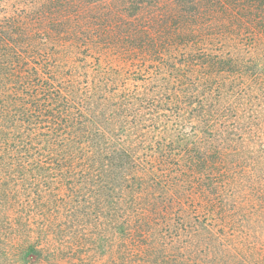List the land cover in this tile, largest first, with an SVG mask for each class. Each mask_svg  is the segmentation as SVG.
Here are the masks:
<instances>
[{
    "label": "trees",
    "instance_id": "trees-1",
    "mask_svg": "<svg viewBox=\"0 0 264 264\" xmlns=\"http://www.w3.org/2000/svg\"><path fill=\"white\" fill-rule=\"evenodd\" d=\"M0 264H264V0H0Z\"/></svg>",
    "mask_w": 264,
    "mask_h": 264
},
{
    "label": "rangeland",
    "instance_id": "rangeland-1",
    "mask_svg": "<svg viewBox=\"0 0 264 264\" xmlns=\"http://www.w3.org/2000/svg\"><path fill=\"white\" fill-rule=\"evenodd\" d=\"M5 5L7 8H21L24 6V0H5ZM101 61L104 67H108V65L114 64L116 65V68L119 65L130 68V64L128 61H122L118 56L109 53L107 50L105 51V54L102 55Z\"/></svg>",
    "mask_w": 264,
    "mask_h": 264
}]
</instances>
